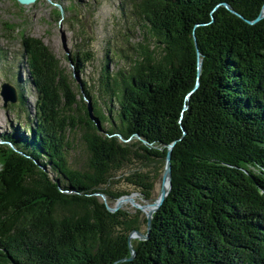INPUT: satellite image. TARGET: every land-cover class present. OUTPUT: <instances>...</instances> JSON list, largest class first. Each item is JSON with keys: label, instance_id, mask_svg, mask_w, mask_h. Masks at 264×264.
<instances>
[{"label": "trees", "instance_id": "1", "mask_svg": "<svg viewBox=\"0 0 264 264\" xmlns=\"http://www.w3.org/2000/svg\"><path fill=\"white\" fill-rule=\"evenodd\" d=\"M122 8L142 33L136 56L103 66L97 87L75 86L83 69L68 75L24 37L37 100L20 123L30 134L0 137V264H264V18L249 23L264 0ZM171 145L172 188L151 225L110 211L135 193L156 202Z\"/></svg>", "mask_w": 264, "mask_h": 264}, {"label": "rangeland", "instance_id": "2", "mask_svg": "<svg viewBox=\"0 0 264 264\" xmlns=\"http://www.w3.org/2000/svg\"><path fill=\"white\" fill-rule=\"evenodd\" d=\"M122 3L123 0H38L34 5L22 6L15 0H0V137L13 133L16 128L30 134L29 130L20 128V123L28 121V114H35L37 93L24 57V37L41 39L60 60L68 75H76L77 67L83 69V73L76 75L75 86L85 81L97 87L103 66H108L113 73L129 65L124 54L132 58L136 56L133 46L142 33L135 28L138 20L128 9L122 8ZM59 10L63 11L60 19L57 16ZM89 51L93 59L85 62V53L90 54ZM76 54L78 61H71ZM5 83L22 90L25 102L19 100L5 107L1 96ZM121 187L128 191L136 190L125 182ZM161 187L162 179L156 184L155 198ZM129 197L134 201L123 203L121 207L127 215L140 211V216H147L144 213L147 208L143 211L137 209L142 204L154 208V203H148L138 193ZM145 231L146 227H143L141 235L134 239L146 238Z\"/></svg>", "mask_w": 264, "mask_h": 264}, {"label": "water", "instance_id": "3", "mask_svg": "<svg viewBox=\"0 0 264 264\" xmlns=\"http://www.w3.org/2000/svg\"><path fill=\"white\" fill-rule=\"evenodd\" d=\"M19 5L22 6H31L34 5L38 2V0H15ZM225 6L228 9H231L229 5ZM234 14L238 15L239 17H241L243 19L242 16H240L239 14H237L235 11L231 10ZM63 12V11H62ZM264 18V11H262V13L260 14V16L253 22H249L251 24H255L258 21H260L261 19ZM65 43V39L63 40ZM201 70H202V62H200L199 64V72L198 74H201ZM197 86H199V82L197 84ZM191 95V94H190ZM1 96L3 97L4 100V106L8 107L9 104H16L19 101V96H18V91L17 89L12 86L11 84L5 83L2 85L1 88ZM91 110V106L89 107ZM94 122L97 123V121L93 118L92 119ZM174 145L170 146L169 152H168V157H167V161H166V166H165V172L163 175V179H162V187H161V191L159 194L158 199L156 200V202L154 203L155 206V210L151 211L149 214H147V218H148V224L149 226L151 225V221H152V217L153 215L161 208V206L163 205V203L165 202L166 198L168 197L171 188H172V166H171V156H172V150H173ZM169 181V188L168 190H166L163 185L165 184L166 181ZM128 198V197H125ZM123 199V198H122ZM122 199H120L115 208H109L110 211L115 212L118 211L119 209H121L122 205ZM133 235H141L140 232H132L131 236H130V240L132 239ZM135 256V253L133 254V257L130 259L132 260Z\"/></svg>", "mask_w": 264, "mask_h": 264}, {"label": "bare ground", "instance_id": "4", "mask_svg": "<svg viewBox=\"0 0 264 264\" xmlns=\"http://www.w3.org/2000/svg\"><path fill=\"white\" fill-rule=\"evenodd\" d=\"M163 187L166 189V190H168V188H169V181L167 180L166 182H165V184L163 185ZM125 198H123L122 199V204L123 203H127V202H133L134 200V198L133 197H128V198H126L125 199V201H123ZM128 200V201H127ZM147 205H145L144 207L142 206V205H139V207H141L142 208V210L144 209V208H147L145 211H144V213L145 214H149L151 211H153V210H155V206H154V208L152 209V206H147ZM134 238H137L136 237V235H133L132 236V239H134Z\"/></svg>", "mask_w": 264, "mask_h": 264}]
</instances>
